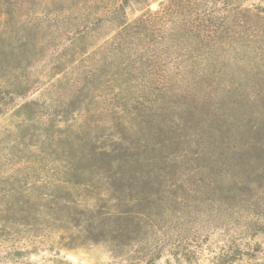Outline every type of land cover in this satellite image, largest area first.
<instances>
[{
  "label": "rangeland",
  "instance_id": "374dc122",
  "mask_svg": "<svg viewBox=\"0 0 264 264\" xmlns=\"http://www.w3.org/2000/svg\"><path fill=\"white\" fill-rule=\"evenodd\" d=\"M19 1L0 0V264H129L139 258L142 264H210L222 231L216 223L217 201L211 199L217 195L215 188L229 189L235 184L243 187L244 193L225 192L223 196H236L246 206L244 214L252 225L242 239L252 246L258 244L261 250L249 264H264V145L254 143L228 150L235 139L247 143L250 138H263L264 142V130H256L264 126V112L252 116V121L245 117L237 128L232 116H211L212 112L221 113L220 108L209 107L202 98L190 104L193 109L179 104L185 101L184 92L168 98L170 91L163 93L153 87H169L171 76L181 74L234 72L245 76L248 83L241 95L264 88V76L257 75V71L264 72V54L255 50L264 44L255 36H247L248 26L244 22L237 26L231 11L223 10L235 3L242 9L263 6L264 0H212L210 6H217L216 15L224 18L210 38L203 36L202 44L191 42L188 49L169 47L163 54L153 44L148 47L142 34L125 38L118 45L121 51L109 44L118 39L119 21L134 24L168 0H56L51 5L35 0L16 16ZM44 14L53 20L28 24L24 19ZM243 14L248 15L246 11ZM176 17L173 13L166 20L167 27ZM153 30L155 26L150 28L152 38ZM211 38L217 42H209ZM132 40L139 43L131 44ZM32 43L37 44V50L32 48L33 55L23 57L22 49L32 47ZM57 55L61 62L54 59ZM97 62L100 65L94 71L98 74L101 70L123 73L127 67L133 80L130 84L135 85L130 87H139V95L143 85L152 87L154 94H164L158 96L156 105L145 103L140 108L146 110L148 119L152 114L159 119L175 114L186 134L180 144L158 152L156 163L164 166V173L155 171L158 178L152 176L149 185L138 183L140 204L123 206V210L133 209L135 213L123 214L117 220L118 231L123 233L119 247L104 239H92L96 224L87 210L94 201L89 195L92 187L87 185L90 175L83 169L88 166L85 154L105 139L101 137L107 132L105 125L99 114L88 111L93 104L90 94L66 91L68 80L80 70L86 71L84 65L89 69ZM59 64L63 67L56 69ZM22 73L29 77V90L17 93ZM65 73L68 78L62 80ZM141 74L147 75V83ZM25 102H29L26 108L19 107ZM65 102L70 106L67 116H48L49 107L59 108ZM240 104L233 109L237 116L250 107L247 101ZM165 156L173 159L160 162ZM76 166L84 173L76 171ZM66 169L78 173L67 186L61 182L70 176L62 173ZM188 251L194 252L190 261L185 257ZM231 264L248 263L244 259Z\"/></svg>",
  "mask_w": 264,
  "mask_h": 264
},
{
  "label": "trees",
  "instance_id": "16d2710c",
  "mask_svg": "<svg viewBox=\"0 0 264 264\" xmlns=\"http://www.w3.org/2000/svg\"><path fill=\"white\" fill-rule=\"evenodd\" d=\"M34 1L35 0L19 1L20 4L17 3V7L15 8L16 16H18L20 9L23 8L24 5L33 3ZM46 1L51 5L56 0ZM210 3L212 4L213 1L168 0L166 4L161 2L163 5L160 6L158 10L153 13L148 12L134 24L128 23L126 20L119 21L117 32L118 39L111 42L109 46L116 51L119 49L121 51V47L118 45H121L125 38L133 36L135 33L138 36L139 34L145 36L148 47H152V44L155 45V50H159L161 54L169 47L180 46L181 48L184 47L188 49L190 46H187V44L191 42L202 44L204 41L201 40V38L203 36L209 37L210 33L216 28H219V23H221L224 18L223 16L216 15L214 8L217 6H210ZM227 9L231 11V15H233L234 20L237 21V26H241L238 22H244L248 26L249 32L247 36H255L264 44V15H261V12L264 13V5H256L252 8L248 7L242 9L240 5H236L235 3L228 8L224 7L223 10L225 11ZM114 11H116L115 14H117L118 17L120 8ZM244 11L248 13L247 16L243 14ZM173 13H176L177 17L170 21V26L167 27L166 20H168ZM24 19L28 24L35 20H41L46 24L53 20L49 14H44L43 17L34 19L29 15V17L24 16ZM215 20L218 21V26L214 24L216 23ZM194 21H196V24ZM208 23L210 25H208ZM153 26H155V30L152 31L154 36L152 38L150 28ZM137 28H139V30H136ZM135 41L138 40H132L130 43H139ZM209 42L215 44L217 40L211 38ZM36 45V43H32L30 44L32 47L22 49V56L26 57V53H34V51L37 50ZM256 49L263 51L264 54V46H258L255 50ZM110 53V55L113 54L112 50ZM54 59L56 62H61V57L59 55ZM98 65L100 64L97 62L95 66L92 68L89 67V69L88 66L84 65L86 71L80 70V72H77L75 78L68 80V85H70V87H67L66 91L72 94H85L86 96L90 94V104L93 103V108L90 106L91 108H89L88 111L92 115L99 114L103 126L105 125V131L107 132L101 136L102 139L103 137L105 139L101 141L99 146L93 144L91 149L85 154L88 160V166L83 167V169L90 175L88 179L90 183L87 185L92 187V189L89 190V195L94 201L87 210H89L88 213H90V220L96 224L93 228L96 229L97 233L92 234V239H104L114 247H119L122 242L123 233L121 234L118 231L117 220L121 219V215L123 214L135 213L133 209L126 208V210H123V206L125 207V205L130 203H133V205L140 204L137 197L139 195L138 183L149 185L152 176L156 179L158 178V175L154 174L155 171H160V175L164 173V166H158L156 163L157 159H159L158 152L173 147L174 144H180V139L182 140L186 134L183 132L185 128L183 129L177 123L178 118L175 114L166 119H159L156 115L152 114V119H148L146 110L140 108L144 107L145 103L156 105L159 101L158 96L162 97L164 94H154V92L150 91L152 87L143 85L144 87H141V92H143V94L139 95L137 94L139 87H130L135 85L130 84L133 80L129 78L130 74L127 67L123 70V73L102 72L101 70V74H98L94 71L97 70ZM61 67L63 66L59 64L56 66V69H60ZM62 71H64V68L61 72ZM257 75L264 76V72L257 71ZM140 76L144 83L149 81L147 75L141 74ZM67 78L68 76L65 73V75L62 76V80ZM245 80V76H238L234 72H227L226 74L223 72L210 73L209 75L202 72L201 74H190L187 76L183 74L171 76L169 87H153H156L155 90L160 88L163 90V93L170 91L168 98L174 97L176 93L184 92L185 101L179 104H186V106L193 109H195L194 106L190 104L202 98L204 99L203 102H207L209 107L212 105L220 108L219 110L221 113L212 112L211 116L214 118L221 117L222 115L228 116L229 118L232 116L235 118L233 120L238 122L237 128H239L240 123L245 120V117L248 121H252V118H255L252 116L261 115L264 112V106L262 104L264 100V88L254 90L255 92L248 95L246 93L245 95H241V89L248 86V83L244 82ZM28 82L29 77L22 73V86L16 89L17 93L28 91ZM116 83H119L118 86H116ZM96 84H99V86H96ZM95 91L96 93L98 92V94H94ZM243 101H247L250 107L245 110L243 115L237 116L233 109L236 106H242L240 103ZM173 102L176 103V101ZM27 104H29V102H25L19 105V107L22 106V108H26ZM228 106L231 107L230 112L227 110ZM69 108V102H65L64 105L59 106V108L57 106H51L47 109L48 116L51 118L56 115L67 116ZM159 109H162V107H159ZM261 123L264 124V120ZM253 128L254 126L249 130L252 131ZM256 128H258L256 129L257 132L264 130V126H258ZM250 139L252 140H249L247 143L246 141L235 139L233 146L228 150L243 148L245 145L250 147L254 143L259 146L264 145L262 141L263 138ZM253 139L256 141L252 142ZM65 144L68 145L67 142ZM149 152H151V156H147ZM168 154L175 156L174 152H168ZM172 159V157L169 158L165 156V158L162 157L159 161L165 163L166 160L169 161ZM68 163L71 164L70 160ZM148 167L151 168L148 169ZM76 168L78 169L76 171L84 173L81 167L76 166ZM62 173H64V175H70L68 179H63V181H61L66 186L71 182L70 179L72 176L78 175L76 172L73 174L70 169H66ZM152 181L156 180L154 179ZM74 183L77 184L79 181H74ZM211 188H213V186ZM215 189L217 195L211 200L217 201L216 209L218 210L215 212V217H217L216 223L219 225L218 228H222V231L219 232L221 236L220 242L218 243L219 245L216 246V250H212L213 254L209 257L210 264H231L238 260L244 262V259L249 264L252 260L257 258L256 254L261 250L258 244L252 246L249 240L242 239V235H245L252 225L249 221V217L245 215L246 213L244 214L246 206L240 204L239 201H241V199L238 200L236 196H233L231 199L227 198V196H223L225 192H228V194L231 192L236 193L237 191L244 193L245 190L243 187L236 184L229 189L224 187H217ZM143 191L142 189V192ZM156 193L157 191L151 195ZM224 198L227 200H223ZM126 201H129V203H126ZM200 202H202V204L204 203L202 200H200ZM138 213H140V211H138ZM201 234L200 232V236ZM236 236H239L238 240ZM197 237H199V233ZM240 242L243 243V246L239 245ZM187 254L188 255H185V257L190 261L194 257V252H189ZM139 259L140 260L132 261L129 264H142V259Z\"/></svg>",
  "mask_w": 264,
  "mask_h": 264
},
{
  "label": "water",
  "instance_id": "95a60500",
  "mask_svg": "<svg viewBox=\"0 0 264 264\" xmlns=\"http://www.w3.org/2000/svg\"><path fill=\"white\" fill-rule=\"evenodd\" d=\"M160 1H162V0H157V3H159Z\"/></svg>",
  "mask_w": 264,
  "mask_h": 264
}]
</instances>
